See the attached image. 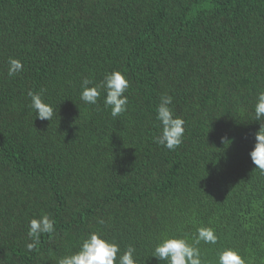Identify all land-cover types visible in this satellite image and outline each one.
Listing matches in <instances>:
<instances>
[{"label": "trees", "instance_id": "trees-1", "mask_svg": "<svg viewBox=\"0 0 264 264\" xmlns=\"http://www.w3.org/2000/svg\"><path fill=\"white\" fill-rule=\"evenodd\" d=\"M9 58L24 66L14 77ZM114 70L130 82L116 118L103 96L80 100L84 78ZM41 89L51 122L28 107ZM261 90L264 0H0V264H57L96 230L165 264L157 239L201 225L218 237L200 245L206 264L223 248L264 264V174L249 156ZM164 93L186 122L175 151L153 142ZM45 213L55 231L29 252L27 223Z\"/></svg>", "mask_w": 264, "mask_h": 264}, {"label": "clouds", "instance_id": "clouds-1", "mask_svg": "<svg viewBox=\"0 0 264 264\" xmlns=\"http://www.w3.org/2000/svg\"><path fill=\"white\" fill-rule=\"evenodd\" d=\"M23 63L19 59L9 58L7 75L14 77L23 71ZM130 87L126 75L114 70L107 73L99 84L84 78L81 82L80 100L86 105H96L103 96V104L110 109V114L116 118L128 110V97L125 95ZM28 107L35 114V119L52 121L56 115L55 108L44 98V90L27 93ZM173 97L166 93L161 94L159 103L155 107L157 134L153 142L164 148L175 151L183 143L185 135V120L174 113ZM253 121L259 122V130L255 133V143L249 156L255 170L264 174V90L258 91L253 103ZM221 142H232L227 136L221 137ZM254 170V171H255ZM103 225L105 221L99 219ZM55 220L48 214L31 218L27 223V243L29 252L36 250L41 242V236L51 235L54 231ZM218 237L210 226L201 225L196 228L191 237L187 235H162L153 247L152 256L165 264H206L200 245L217 243ZM57 264H138L136 248L128 245L121 249L120 244L109 239L99 230L90 231L81 237L78 250L59 257ZM215 264H252L241 253L233 248H223L216 254Z\"/></svg>", "mask_w": 264, "mask_h": 264}]
</instances>
